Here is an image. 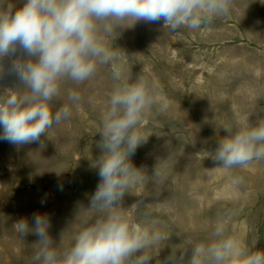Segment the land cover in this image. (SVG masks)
Instances as JSON below:
<instances>
[{"label":"rangeland","instance_id":"374dc122","mask_svg":"<svg viewBox=\"0 0 264 264\" xmlns=\"http://www.w3.org/2000/svg\"><path fill=\"white\" fill-rule=\"evenodd\" d=\"M9 3L19 8L24 0H0V9ZM115 35L113 46L128 55L125 74L133 81L143 75L158 85L156 102L141 125L147 141L130 158L145 178L122 201L128 208L142 200L145 205L134 218L158 220L169 237L148 249L150 264L207 241L225 210L233 213L230 234L253 251L264 250L247 233L264 217V194L217 192L227 179L251 173L253 165L264 167V160L225 171L211 157L227 135L223 128L235 131L245 119L255 124L264 117V0H233L227 15L201 30L172 32L162 20L132 26L128 21ZM2 63L0 94L22 90L8 71L10 59ZM114 84L111 68L103 65L83 83L66 80L52 106L55 111L68 104V119L39 142L0 140V264H32L38 238L32 233L21 238L15 231L22 218L31 224L33 214H46L54 243L68 247L99 215L88 209L100 180L92 164L102 154L97 132ZM70 90L79 94L77 103L68 100Z\"/></svg>","mask_w":264,"mask_h":264},{"label":"clouds","instance_id":"9594fccd","mask_svg":"<svg viewBox=\"0 0 264 264\" xmlns=\"http://www.w3.org/2000/svg\"><path fill=\"white\" fill-rule=\"evenodd\" d=\"M233 0H24L19 8L9 3L0 9V75L3 60L9 73L21 81L22 90L0 94V140L13 145L39 142L46 132L70 117L68 104L53 111L52 101L61 84L83 83L99 66H109L114 87L97 133L101 155L92 167L100 178L90 198L89 210L99 215L83 227L73 243L62 247L49 234L50 218L35 213L32 222L22 218L13 226L21 238L29 233L34 244L32 264H150L148 249L168 240L158 220L141 223L134 218L145 205L138 200L122 207L126 193L145 178L131 156L148 136L141 131L145 114L154 106L158 85L143 75L133 81L124 72L127 54L113 46L117 27L131 21L159 23L175 32L201 30L230 12ZM26 57V58H25ZM68 100L80 96L69 91ZM166 107V105L164 106ZM212 153L225 171L264 160V117L255 124L245 119L235 131L225 127ZM158 174V173H155ZM244 183L236 176L232 186ZM233 213L219 214L207 241L191 243L157 264H264V250H251L229 232Z\"/></svg>","mask_w":264,"mask_h":264},{"label":"crops","instance_id":"0c3cea01","mask_svg":"<svg viewBox=\"0 0 264 264\" xmlns=\"http://www.w3.org/2000/svg\"><path fill=\"white\" fill-rule=\"evenodd\" d=\"M251 167V173L239 174L235 175L243 177L244 183L238 187L232 186V179L226 180V185H221L217 192H260V194H264V172L260 170H264V167H259L258 169ZM256 170V171H253ZM223 186V187H222ZM262 211V210H261ZM252 234V238H255L256 244L264 245V217H261L260 224L258 226H253L250 230H247V233ZM248 237V236H247ZM245 243V242H244Z\"/></svg>","mask_w":264,"mask_h":264}]
</instances>
